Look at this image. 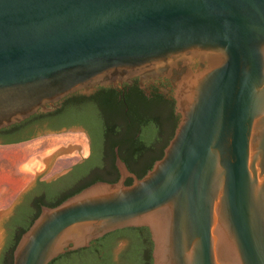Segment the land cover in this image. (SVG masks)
I'll return each instance as SVG.
<instances>
[{"label":"water","instance_id":"water-1","mask_svg":"<svg viewBox=\"0 0 264 264\" xmlns=\"http://www.w3.org/2000/svg\"><path fill=\"white\" fill-rule=\"evenodd\" d=\"M133 76L175 88L163 157L42 206L12 264L126 228L152 264H264V0H0V129Z\"/></svg>","mask_w":264,"mask_h":264},{"label":"flooded vegetation","instance_id":"flooded-vegetation-1","mask_svg":"<svg viewBox=\"0 0 264 264\" xmlns=\"http://www.w3.org/2000/svg\"><path fill=\"white\" fill-rule=\"evenodd\" d=\"M180 118L170 79L133 76L116 84L96 86L85 93L75 92L53 111L0 129V146L18 145L37 136H56L62 132L77 133L85 139L82 152L62 157L71 160L68 166L52 173L47 167L17 197L2 224L0 264H12V260L5 261L11 244L30 226L42 206H56L98 181H118L117 160L128 173L142 178L163 157ZM63 146L74 148V143L70 139ZM132 181L126 177L124 183L129 185ZM127 229L130 228L108 233L88 247L72 251L91 249L65 264H152L153 243L149 231L139 237L141 246L134 250V246L128 247V237L123 232ZM117 243H124L126 247L115 254Z\"/></svg>","mask_w":264,"mask_h":264},{"label":"crops","instance_id":"crops-1","mask_svg":"<svg viewBox=\"0 0 264 264\" xmlns=\"http://www.w3.org/2000/svg\"><path fill=\"white\" fill-rule=\"evenodd\" d=\"M63 143L64 142L54 145L50 149H43L32 154H27V152L24 151L11 154L0 153V245L3 238L2 232H4L2 227L3 221L10 214L11 208L17 197L28 189V184L31 183L35 177H32L31 173L38 171V167L34 164L36 163V158L38 156L43 158L52 157L59 151L64 152V155L69 154L71 147H66L65 149ZM65 151L67 152L65 153ZM64 155H58L57 159L62 160ZM55 163L57 165L56 167H59L58 165H64L62 161H57ZM32 165H34L32 167V172L24 168L25 166Z\"/></svg>","mask_w":264,"mask_h":264},{"label":"rangeland","instance_id":"rangeland-1","mask_svg":"<svg viewBox=\"0 0 264 264\" xmlns=\"http://www.w3.org/2000/svg\"><path fill=\"white\" fill-rule=\"evenodd\" d=\"M69 137V139H68ZM71 141L74 143V148H71V151L69 153H76L77 151L82 152L84 150L85 147V139L82 138V136H80L79 134H74V135H70V134H66L64 132L60 133L59 135H48V136H37L36 138H33L32 140H29L27 142L18 144V145H13V146H1L0 147V153L1 154H11L14 152H19V151H24L27 152V154H32L38 151H41L43 149H50L51 147H53L54 145L57 144H61L62 142H67V141ZM67 151H65L66 153ZM64 155V152L59 151L56 155L52 156V157H40L38 156L36 158V163H34L37 167H38V171L33 173L32 172V166H25L24 168L26 170H28L31 173V176H36L39 174H42L44 172V170L48 167L47 171L49 173H52L54 171H59L62 170L65 165L68 166L69 163H71L70 161L67 160H60L57 159L58 155ZM63 162L64 165H58L59 167H56V163L55 162ZM62 173L64 171H61ZM59 174H62V173ZM30 186V183L28 184V187ZM128 237V247L129 246H134L136 242L141 241L140 238L142 237H136L134 235V237L132 236H127ZM142 242V241H141ZM3 243H1L0 245V249ZM138 244V243H136ZM125 244L124 243H117L116 244V248H115V254L119 253L121 250H123V248H125Z\"/></svg>","mask_w":264,"mask_h":264},{"label":"trees","instance_id":"trees-1","mask_svg":"<svg viewBox=\"0 0 264 264\" xmlns=\"http://www.w3.org/2000/svg\"><path fill=\"white\" fill-rule=\"evenodd\" d=\"M36 115H38V114H35V115H33V116H31L29 119H32V118H34V117H36ZM29 119H27V120H29ZM26 121V120H25ZM26 230V229H25ZM147 228H130V229H127V230H125V231H123L124 233H125V235H127V236H133L134 237V235L136 236V237H141L144 233H146L147 232ZM24 232V231H23ZM22 232V233H23ZM21 236V235H20ZM20 236H17L16 238H15V240L13 241V243L11 244V248L9 249V253L7 254V256H6V260L5 261H7V260H12V254H11V252H13V249H14V247H15V245H16V243L18 242V240H19V238H20ZM136 243H138V244H136ZM135 243V245H134V247H135V249L134 250H138V248L141 246V241H139V242H136ZM91 249H88V250H80V251H77V252H71V253H66V254H63V255H61V256H59V257H57L56 259H54V260H52L49 264H65L68 260H70L71 258H73L74 256H76V255H78V254H82V253H85V252H88V251H90ZM147 257H149V255H147ZM150 264V263H149Z\"/></svg>","mask_w":264,"mask_h":264}]
</instances>
